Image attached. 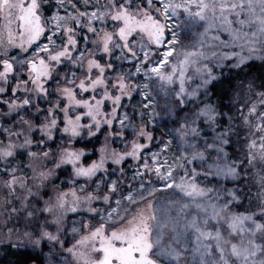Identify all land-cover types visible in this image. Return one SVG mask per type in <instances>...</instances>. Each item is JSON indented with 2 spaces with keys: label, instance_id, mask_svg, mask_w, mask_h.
Returning a JSON list of instances; mask_svg holds the SVG:
<instances>
[{
  "label": "snow or ice",
  "instance_id": "6c2138e0",
  "mask_svg": "<svg viewBox=\"0 0 264 264\" xmlns=\"http://www.w3.org/2000/svg\"><path fill=\"white\" fill-rule=\"evenodd\" d=\"M0 264H264V0H0Z\"/></svg>",
  "mask_w": 264,
  "mask_h": 264
},
{
  "label": "trees",
  "instance_id": "16d2710c",
  "mask_svg": "<svg viewBox=\"0 0 264 264\" xmlns=\"http://www.w3.org/2000/svg\"><path fill=\"white\" fill-rule=\"evenodd\" d=\"M200 30H202L203 31V29H199V28H196V27H194V28H192L190 31H185V32H183L181 35H182V38L183 37H186L187 39H186V43H192V42H194L195 41V39H196V33H197V31H200Z\"/></svg>",
  "mask_w": 264,
  "mask_h": 264
},
{
  "label": "rangeland",
  "instance_id": "374dc122",
  "mask_svg": "<svg viewBox=\"0 0 264 264\" xmlns=\"http://www.w3.org/2000/svg\"><path fill=\"white\" fill-rule=\"evenodd\" d=\"M199 29H202V28H199ZM200 31H202V30H200ZM170 191V190H169ZM162 202H163V197H162Z\"/></svg>",
  "mask_w": 264,
  "mask_h": 264
}]
</instances>
